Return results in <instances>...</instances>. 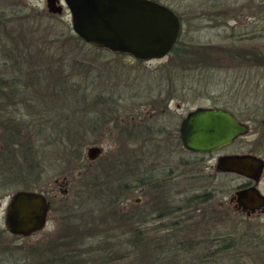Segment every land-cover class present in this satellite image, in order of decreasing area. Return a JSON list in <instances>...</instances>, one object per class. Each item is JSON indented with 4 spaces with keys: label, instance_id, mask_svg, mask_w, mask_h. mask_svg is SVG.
<instances>
[{
    "label": "rangeland",
    "instance_id": "374dc122",
    "mask_svg": "<svg viewBox=\"0 0 264 264\" xmlns=\"http://www.w3.org/2000/svg\"><path fill=\"white\" fill-rule=\"evenodd\" d=\"M60 2L63 3L62 0ZM158 2L170 7L180 16L182 38L196 47H203V54L187 55L189 61L197 59L198 66L182 69L184 65L178 64L177 67L168 62L170 52L161 58L139 60L132 55L118 54L106 48L97 51L93 48L88 52L89 56H93V92L101 89L104 95L110 96L109 99L122 93L123 100L118 101L121 108H116L118 112L115 114L122 116L126 112L125 105L132 104L134 108H131L133 111L128 116L134 120L130 121L134 124L139 122L142 128L148 127L146 138L148 140V136H154L152 142H171L173 130L179 126L182 116L197 106L227 108L236 114L238 119L249 124V131L226 146L204 153L186 150L178 145H141V141L130 138L125 142L123 138L119 140L118 129L109 126L105 137L93 143L88 142L82 147V162L85 164L80 167L66 159L57 161L55 155L49 158L43 181L55 180L49 186L52 190L48 193L44 191L53 203L43 229L29 236L18 235L20 238L11 239L4 226V211L14 188L0 186V229L5 230L7 235L3 242L22 245L24 242L40 241L70 227L71 234L77 237L75 241L80 253H83L82 259L93 261V257L98 253L94 252L93 248L98 245L105 247V251L98 255L101 262L106 261L108 256L121 254L131 249L124 241L127 237L123 233L124 228L119 225L122 221L118 218L109 220L100 217L98 208L93 207V202L92 205L87 203L88 198L93 200V192L77 191L79 175L84 174L85 179L90 182L93 174L98 173L100 180H117V183L120 178L122 182L128 180L134 186L141 173H147L151 184H136L125 202V209L135 204L132 207H136L137 211L142 208L149 213L148 228L162 224L158 226V230L155 227L152 228L153 231L147 229L145 232L148 234L144 232L145 235H165L169 238L167 242L172 243L182 238L198 239V236H203L201 233L209 230L226 234L233 229L243 230L252 226L249 231H254L253 233L259 236L255 238L258 245L253 246L252 240L244 238L242 246L231 251L238 254L234 257L238 264H264V251L259 252L264 249V210L255 212L254 215L235 211L234 218H227L225 207L233 208L234 203L230 202L231 195L237 188L246 184L248 179L242 175L223 173L215 169L216 158L220 154L253 153L264 159V65L259 70L252 67L237 70L227 66L229 63L225 59L220 60L219 49L211 47L219 43H254L264 49V0ZM0 14L7 18L27 14L29 24L38 23L40 26L38 32L55 31V28L60 30L64 21L71 26L67 7L63 4L61 13L51 12L47 9L46 0H0ZM17 23L19 22H14L15 25ZM55 33L52 32V35ZM202 65L204 67H201ZM178 68L182 69V73ZM202 68L205 69L204 72L199 71ZM98 69L100 73L97 72ZM165 77L168 78L167 81ZM168 96H172V100H167ZM151 100L156 103L150 104ZM1 103L0 100V105ZM144 143L147 142H142ZM91 145L102 147L101 154L93 161L85 157L86 148ZM134 163L140 165L138 169H133ZM86 166L88 170L85 174ZM133 171L137 173L127 179ZM152 172L155 174L151 175ZM104 175L109 178L106 179ZM257 186L264 194V170ZM62 188L68 192L62 193ZM205 193H210V200L204 203L203 207L210 208L202 211L201 205L195 206L193 196ZM158 195L162 196V201L157 199ZM208 210H213L212 217ZM186 215L191 216L187 221L184 218ZM180 222L185 223V226L177 225ZM196 223H199L197 226L201 231L198 235L193 234ZM108 226L113 230H108ZM106 233H114V237L109 235L111 239H105ZM198 249L186 251L181 248L178 252V249L171 245L170 251L177 250L179 259H188L191 264V254L195 256L199 250L200 253L203 252L201 248ZM239 250L245 257H241ZM172 254L175 255V252ZM133 260L130 256L128 259H118L117 263L113 264H137L138 259ZM183 260L180 262H184ZM194 262L193 259L192 264Z\"/></svg>",
    "mask_w": 264,
    "mask_h": 264
},
{
    "label": "trees",
    "instance_id": "16d2710c",
    "mask_svg": "<svg viewBox=\"0 0 264 264\" xmlns=\"http://www.w3.org/2000/svg\"><path fill=\"white\" fill-rule=\"evenodd\" d=\"M14 22L19 23L15 25ZM39 30L38 23H28L27 14L17 18H7L0 14V186L7 185L14 190L17 187L36 189L48 193L52 190L49 186L54 181H43L49 158L55 155L57 161L66 159L80 167L85 164L82 162V147L88 142L93 143L105 137L109 126L118 129L119 140L123 138L125 142L129 138L141 142H150L155 138L148 136L147 140L148 129L130 121L132 117L128 115L133 111L132 104L125 105V111L129 110L127 114L124 112L120 117L115 114L117 109L121 108L118 101L123 100L122 93L109 99L110 96L104 95L101 89L93 92V56H89L88 52L93 48L96 51L100 48L85 42L65 21L62 29L55 28L56 33L54 30L38 32ZM52 32L55 34L52 35ZM211 47L219 49L220 60L225 59L229 63L227 66L237 70L251 67L259 70L264 65V49L254 43H219ZM202 48L186 42L180 33L170 50L168 62L177 67L178 64H183L182 69L197 67V59L189 61L187 55L203 54ZM182 69L178 68L181 73ZM203 70L205 69L199 71ZM97 72L100 73V70ZM165 80L168 78L165 77ZM168 85L170 86L169 83ZM155 103V100L150 101V104ZM121 117L125 119L124 122L120 120ZM176 140L180 141L178 137ZM139 166L134 163L133 169H138ZM84 168L86 174L88 167ZM137 171L129 174L127 179L133 177ZM141 174L135 185L149 186L151 182L148 174ZM103 177L109 178L107 175ZM116 181L100 180L99 174L94 173L89 182L84 174H80L77 191L93 192V200L88 198L87 203L92 205L93 202V207L98 208L100 217L109 220L118 218L122 221L119 225L124 228L123 233L127 237L124 241L131 249L118 255L111 254L112 256L106 257V261L101 262L100 252H104L105 247L98 245L93 248L94 252H98L97 255L93 257V261H89L82 259L83 253H80L75 241L77 237L71 234L70 227L53 233L47 239L24 242L22 245L3 242L7 235L5 230L0 229L3 234L0 238V264H113L117 263L118 259H128L130 256L134 258L133 261L138 259L137 264H189L188 259H179L177 250H173L175 255L172 254L171 245L178 249V252L181 248L186 251L201 248L202 253L198 249L200 255L191 254V264L193 259V264H238L234 258L238 254L231 250L242 246L244 238L252 240L253 246L258 245L255 238L259 236L253 233L254 231H249L252 226L243 230L233 229L226 234L209 230L201 233L204 237L182 238L172 243L167 242L169 238L165 235H145L147 229L153 231L152 228L155 227L158 230V226L162 224L148 228L149 213L145 209L137 211L136 207H132L135 204L125 209V202L135 185L128 180L122 182L120 178L117 183ZM159 195L157 199L162 201V196ZM47 198L51 210L53 202L49 196ZM193 200L195 206H202V211L210 208L203 207V204L210 200V193L194 195ZM225 210L227 218H234V209L226 206ZM209 211L212 217L214 212ZM184 218L187 221L191 216L186 215ZM197 224L199 223L193 228L195 235L201 232ZM177 225L184 227L185 223L180 222ZM192 225L193 223L190 226ZM107 229L113 230L111 226ZM9 234L11 239L20 238L18 235ZM105 235V239H111L109 235L114 237V233ZM171 239L173 240L172 237ZM108 251L110 252L109 247ZM262 251L264 249L259 252ZM239 254L245 257L243 252L240 251ZM182 260L184 262H180Z\"/></svg>",
    "mask_w": 264,
    "mask_h": 264
},
{
    "label": "water",
    "instance_id": "95a60500",
    "mask_svg": "<svg viewBox=\"0 0 264 264\" xmlns=\"http://www.w3.org/2000/svg\"><path fill=\"white\" fill-rule=\"evenodd\" d=\"M71 17V28L96 48L128 53L148 60L166 56L178 40L182 22L170 7L155 0H62ZM60 0H46L47 9L61 13ZM249 131V124L224 107L197 106L182 118L179 138L193 152H211ZM101 145L86 148L89 160L98 157ZM216 171L246 177L251 184L237 188L230 200L247 215L264 210V194L257 184L264 159L253 153L220 154ZM50 201L43 191L14 190L4 211V226L13 235L29 236L44 228Z\"/></svg>",
    "mask_w": 264,
    "mask_h": 264
},
{
    "label": "flooded vegetation",
    "instance_id": "af4514ba",
    "mask_svg": "<svg viewBox=\"0 0 264 264\" xmlns=\"http://www.w3.org/2000/svg\"><path fill=\"white\" fill-rule=\"evenodd\" d=\"M111 52H113V51H111ZM117 53H119V54H121V52H117ZM123 54V53H122ZM125 54H128V53H125ZM140 60V59H139ZM173 93V92H172ZM167 100H172V96H168L167 98H166ZM169 104V103H168ZM168 104H166V106H168ZM206 107V106H205ZM208 107V106H207ZM212 107H216V106H212ZM218 107H220V106H218ZM196 108V107H195ZM191 110H193V109H190V110H188L186 113H188L189 111H191ZM185 113V114H186ZM185 116V115H184ZM184 116H182V118L184 117ZM182 118H181V120H182ZM131 119H133V117L131 118ZM122 122H124V118L122 117L121 119H120ZM181 120H180V123H181ZM138 124H139V122H137ZM180 123H179V125H180ZM149 126V125H148ZM147 127V126H146ZM150 127V126H149ZM147 129H148V127H147ZM177 137L179 138V126H177L174 130H173V133H172V137H171V139H172V141L171 142H169V143H160V142H152V141H150V142H147V143H144V144H142V142H140V144L141 145H182V147H184L183 145V143L181 142V140L180 141H177L176 139H177ZM174 139V140H173ZM180 139V138H179ZM232 143V142H231ZM186 149V148H185ZM97 158V157H96ZM96 158H94V159H91L92 161L93 160H95ZM87 159V158H86ZM87 160H89V159H87ZM55 180V179H54ZM63 184H65V183H63ZM251 184V182L248 180L247 181V183L246 184H243L242 185V187L243 186H248V185H250ZM241 187V186H240ZM68 192V190H66V189H63L62 188V193H64V194H66ZM230 202L232 203V202H234L233 203V208L232 209H234L236 212H239V213H242L243 211L242 210H239V209H236L235 207H234V204H235V199H233L232 201L230 200ZM50 210V209H49ZM243 213H245V212H243ZM246 214V213H245ZM247 215V214H246ZM251 215H254L253 213L251 214Z\"/></svg>",
    "mask_w": 264,
    "mask_h": 264
}]
</instances>
